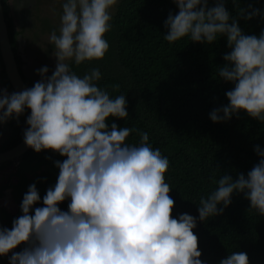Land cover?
Wrapping results in <instances>:
<instances>
[{
	"label": "clouds",
	"instance_id": "1",
	"mask_svg": "<svg viewBox=\"0 0 264 264\" xmlns=\"http://www.w3.org/2000/svg\"><path fill=\"white\" fill-rule=\"evenodd\" d=\"M33 1L19 0L16 5L23 10L24 25L31 22L28 9ZM118 2L64 0L59 34L53 31L49 37L55 46V71L47 76V66L38 69L41 79L35 83L24 51L25 59L16 64L31 88L11 94L0 90V124L18 120L28 109L30 115L22 124L27 127L24 143L36 153L51 150L66 157L55 162L59 175L54 188L46 191L43 207L34 208L41 197L32 184L20 205L22 215L13 220L11 229L0 227V257H8L9 264H204L193 231L197 218L187 213L178 219L172 215L175 201L165 180L167 157L150 146L146 132H139L136 146L126 142L136 129L118 128L115 123L109 129L110 117L128 118L126 97L112 98L97 86L99 68L83 77L71 70L73 63L104 59L109 50L104 37L111 30ZM173 2L179 11L165 21L166 41L171 44L188 37L194 43L212 45L226 37L231 49L223 57L227 65L218 73L233 84L226 93L229 103L214 109L210 120L227 122L246 112L264 123V32L259 37L243 34L225 0H216L213 7L208 0ZM241 14L251 20L259 11L245 14L241 10ZM114 88L119 90L118 85ZM254 151L260 160L247 177L239 174L234 181L223 175L215 181L218 187L200 198V222L223 215L234 193L244 194L249 211L264 217V150L257 145ZM20 157L1 163L0 171L13 165V172ZM7 198L5 192L3 201ZM68 198L71 202L65 212L59 205ZM20 245L25 246L14 251ZM219 264H249V258L246 252L236 251Z\"/></svg>",
	"mask_w": 264,
	"mask_h": 264
},
{
	"label": "trees",
	"instance_id": "2",
	"mask_svg": "<svg viewBox=\"0 0 264 264\" xmlns=\"http://www.w3.org/2000/svg\"><path fill=\"white\" fill-rule=\"evenodd\" d=\"M215 3L216 0H208L209 7ZM225 7L243 34L259 37L264 32V0H225ZM253 9L259 15L251 20L241 14V10L247 14ZM178 11L173 0H119L111 30L104 37L109 43L104 59L73 63L71 70L83 77L99 68L101 79L97 86L107 90L112 98L126 97L128 118L110 117L109 129L112 123L118 128L136 129L126 141L136 146L140 144L139 132H146L150 146L159 148L167 157L165 180L175 201L172 215L178 219L187 213L197 218L193 231L198 236L204 264H219L236 251L246 252L249 264H264V217L249 211L250 202L244 194L234 193L223 215L199 221L200 198L218 187L215 181L223 175L232 176L234 181L239 174L247 177L259 162L254 149L258 145L264 150V123L253 120L246 112L227 122L210 120L214 109L229 103L226 93L233 84L218 73L227 65L223 57L231 49L226 37L212 45L194 43L188 37L170 44L164 39L168 32L165 21L170 13L176 15ZM42 28L49 26L45 23ZM115 85L119 86L118 91ZM29 115L30 110L26 109L17 125L11 126L0 142V152L24 138L27 127H23V119ZM64 159L51 150L36 153L31 148L20 157L8 181L0 186V227L11 229L13 220L22 215L20 205L32 184L41 197L34 208L43 207V197L49 188H54L59 175L55 162ZM7 190L9 199L3 201ZM70 202V198L66 199L60 209L69 211ZM24 246L14 251L19 252ZM0 264H9V258L0 257Z\"/></svg>",
	"mask_w": 264,
	"mask_h": 264
},
{
	"label": "rangeland",
	"instance_id": "3",
	"mask_svg": "<svg viewBox=\"0 0 264 264\" xmlns=\"http://www.w3.org/2000/svg\"><path fill=\"white\" fill-rule=\"evenodd\" d=\"M12 0H9V3ZM19 1L13 2L11 6L12 15L16 14L18 21L13 19L15 22L14 26H19L17 31L22 32L21 39L26 43L28 62L30 64L29 75L31 79L39 81L41 76L37 74V70L47 66V76H51L55 71L56 58L53 53L55 52V46L50 42L49 37L53 31L59 34L61 26V15H62V4L64 0H34L32 6L28 9L30 24L24 25L22 9L18 10L16 5ZM16 12V13H15ZM115 10L113 11V13ZM112 13V15H113ZM47 23L49 28H42ZM0 129V142L4 140ZM13 165H7L0 171V184L4 183L12 172ZM9 191V190H7ZM6 191V198L8 192ZM8 200V198H7ZM6 201V199H5Z\"/></svg>",
	"mask_w": 264,
	"mask_h": 264
},
{
	"label": "water",
	"instance_id": "4",
	"mask_svg": "<svg viewBox=\"0 0 264 264\" xmlns=\"http://www.w3.org/2000/svg\"><path fill=\"white\" fill-rule=\"evenodd\" d=\"M0 54L4 64V71L14 92H20L29 87L24 83L20 70L15 61L14 53L11 48L9 36L6 28L5 15L0 0ZM30 147L24 143V138L13 148L0 153V164L17 159L26 153Z\"/></svg>",
	"mask_w": 264,
	"mask_h": 264
},
{
	"label": "flooded vegetation",
	"instance_id": "5",
	"mask_svg": "<svg viewBox=\"0 0 264 264\" xmlns=\"http://www.w3.org/2000/svg\"><path fill=\"white\" fill-rule=\"evenodd\" d=\"M17 1H19V0H17ZM3 2L4 3H2V7H3L4 14H5L6 28H7V33H8L9 39H10V44L12 45V50H13L14 56L16 58V62H18V60L22 61L23 59H25V54H24L25 43L20 38V35L22 34V32L17 31V28L19 26H14V24H15L14 20L16 19L18 21V17L21 18V16L20 15L17 16L16 14L12 15L11 6L9 5V4L12 5V3L16 2V0H12L10 3L7 0H3ZM26 17H27V15L24 14V19H26ZM22 22L25 24V22L23 20H22ZM9 27H11V28H9ZM29 88H31V87H29ZM1 89H5L10 94L14 92V90L12 89L11 84L8 81L7 76L5 74L4 64H3L1 54H0V90ZM16 121H17V119L13 118V119H10L7 123L0 124L2 136H4V135L7 136L8 132H9L8 130H10L9 127L12 126L13 124H15Z\"/></svg>",
	"mask_w": 264,
	"mask_h": 264
}]
</instances>
